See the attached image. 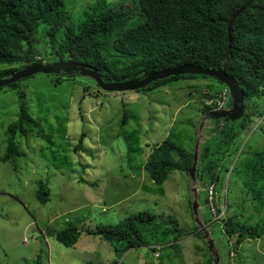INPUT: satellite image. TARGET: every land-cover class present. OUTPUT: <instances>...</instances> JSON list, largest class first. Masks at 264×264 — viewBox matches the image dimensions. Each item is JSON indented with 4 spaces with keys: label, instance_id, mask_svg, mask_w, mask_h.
Instances as JSON below:
<instances>
[{
    "label": "rangeland",
    "instance_id": "1",
    "mask_svg": "<svg viewBox=\"0 0 264 264\" xmlns=\"http://www.w3.org/2000/svg\"><path fill=\"white\" fill-rule=\"evenodd\" d=\"M94 1L66 0L69 19L74 22ZM106 3L131 11L129 26L137 22L138 14L133 15L136 1ZM55 83L53 74L44 73L20 81L28 112L40 126L25 135H15V147L21 154L10 161L1 160L5 130L17 118L19 101L12 88L0 89V264H32L37 255L42 264H214L215 252L217 264H264V235L234 247L235 237L229 238L218 221L219 216L233 213L239 223L251 225L264 218V203L252 201L243 176L230 171L238 162L239 152L264 146V120L251 117V127L241 131L230 148L238 146L233 155L222 153V146L217 145L221 136L213 135L215 124L224 125L222 119H206L200 128L210 111L203 104L211 100L207 94L217 98L227 88L225 84L200 74L159 82L149 90L103 91L85 75L61 77ZM247 106L250 111L264 112V100H249ZM224 107H228L227 101ZM240 121L242 117L235 120V126ZM165 138L192 155L199 138L196 166L202 160L219 159L218 168L229 167L228 172L217 170V193H208L207 187L213 183L205 181L206 172L202 181H192L188 172L173 170L162 184L153 182L144 163L151 149ZM207 138L210 156L204 159L198 154ZM79 143L81 147H77ZM38 181L49 188L46 203L35 197ZM263 185L264 181L257 188ZM206 195L212 218L207 223L202 221ZM213 195L216 200L211 203L209 196ZM194 200L200 225L188 209V202L191 210ZM143 210L163 219L175 217L186 234L173 242L170 233L163 241L152 243L156 244L155 251L143 246L121 254L96 235L82 233L74 247L52 236L69 223H78L81 228L113 224ZM194 225L204 233L202 237L191 233ZM209 238L213 239V250L207 245Z\"/></svg>",
    "mask_w": 264,
    "mask_h": 264
},
{
    "label": "trees",
    "instance_id": "2",
    "mask_svg": "<svg viewBox=\"0 0 264 264\" xmlns=\"http://www.w3.org/2000/svg\"><path fill=\"white\" fill-rule=\"evenodd\" d=\"M134 1L137 9L133 15L137 13L139 18L129 26L131 11H127L122 5L110 6L106 0H95L74 22L69 19L65 10L66 0H0V77H8L11 72L31 63L53 61L91 64L97 68L104 82L142 78L152 71L186 63L210 69L222 68L225 64L226 72L238 81L243 91L246 111L243 121L236 126L235 121H226L221 126L215 124L213 135L221 136L217 145L222 146V153L233 155L238 151V146L230 148L241 137V131H247L251 127L254 120L251 117H262L264 120V112L250 111L247 106L249 100H264V0ZM248 2L232 22L230 54L224 56L228 45V21ZM44 74H53L55 85L61 77L68 79L81 75L75 72ZM195 75L198 74L167 76L152 81L141 89H153L159 82ZM25 78L0 86V89L3 86L12 88L19 101L17 118L5 130L7 137L2 161L14 160L21 154L15 147L17 133L25 135L40 126V122L28 112L25 103V91L20 85V81ZM206 110L209 111L210 107ZM209 140L207 138L203 143L199 157L205 159L210 156ZM77 147H81V143ZM150 152L144 168L155 184H162L173 170L187 173L192 163V153L169 138L157 143ZM209 160H202L197 164L195 177L202 181L203 172H206L205 181L217 184V170L228 172L229 167L218 168L219 159L216 162ZM230 171L243 176L245 185L251 191L252 201L264 203V185L257 188L264 181V146L239 152L238 162ZM216 190L215 187L213 193H217ZM35 197L40 203L49 201V188L44 181L36 183ZM207 197L208 195L203 199L207 210L202 217V221L206 223L212 220ZM215 200L213 195V203ZM245 201L246 198L243 202ZM188 209L193 212L190 210V202ZM217 212H220V208ZM160 217L149 210H143L113 224H95L81 228L78 223H69L52 236L67 247H74L81 234L85 233L110 242L116 254L143 246L155 251L156 244L152 243L163 241L170 233L175 242L187 232L180 230L175 217ZM261 220V223L255 225L239 223L236 213L218 219L224 226L223 232L229 238L235 237L234 247L245 239L262 237L264 218ZM191 233L201 237L204 234L196 225ZM164 246L166 245L160 248ZM214 261L215 257L212 256V263ZM32 264H42L40 255H37Z\"/></svg>",
    "mask_w": 264,
    "mask_h": 264
},
{
    "label": "water",
    "instance_id": "3",
    "mask_svg": "<svg viewBox=\"0 0 264 264\" xmlns=\"http://www.w3.org/2000/svg\"><path fill=\"white\" fill-rule=\"evenodd\" d=\"M247 4H249V2L246 3L242 8L238 9L228 21V27H227L228 45H227V50L224 53V56L230 54L231 41H232L230 35V29L232 22ZM60 72L66 74H69L70 72H75L81 75L90 76L96 81L99 88L105 91H123L128 89H141L146 85H148L149 83H151L152 81H158L167 76H177L182 74H202L206 76H213L218 81L222 82L227 86L228 93L231 98V105H230L231 107L226 109L225 108L220 109L218 111L207 112L204 115L202 122L200 123V128L204 125V121L206 119L209 120L222 119V122L235 121L240 119L245 112L243 91L238 81L226 72L225 64L223 65L222 68L217 67L215 69H210L200 66L198 64L186 63L182 65H177L172 68H164V69L152 71L146 74L144 77L137 78L134 80H126L121 82H104L101 80L100 73L98 72L97 68L91 64L69 62V61H53L46 63L38 62V63L28 64L22 68L15 70L11 72L10 76L8 77L0 78V86L14 82L23 77L33 75L35 73H60ZM198 143H199V138L196 142V146L193 153L194 154L193 163L188 170L190 179L192 181H195L196 179L195 170H196ZM195 188L196 187L193 185L192 190L193 189L195 190ZM197 208H198V203L196 200H194L192 203V210L194 215L196 216V221H198ZM197 223L199 224V221ZM207 243L209 250H213L214 248L213 239L212 238L207 239ZM214 257H215L214 264H217L219 261L217 252L214 253Z\"/></svg>",
    "mask_w": 264,
    "mask_h": 264
},
{
    "label": "built area",
    "instance_id": "4",
    "mask_svg": "<svg viewBox=\"0 0 264 264\" xmlns=\"http://www.w3.org/2000/svg\"><path fill=\"white\" fill-rule=\"evenodd\" d=\"M228 101L226 91H223L218 95L217 98H212L211 100L206 101L207 104L211 105L213 110H219L224 107L225 102ZM213 185L208 187V193L212 195L213 193ZM209 201L212 203L213 196H209Z\"/></svg>",
    "mask_w": 264,
    "mask_h": 264
},
{
    "label": "clouds",
    "instance_id": "5",
    "mask_svg": "<svg viewBox=\"0 0 264 264\" xmlns=\"http://www.w3.org/2000/svg\"><path fill=\"white\" fill-rule=\"evenodd\" d=\"M99 89H100V88H99ZM101 90H102V89H101ZM103 91H105V90H103ZM223 91H226V94H228V88H224ZM108 92H116V91H108ZM220 93H221V91L217 94V96H218ZM228 97H229V96H228ZM209 98L212 99V98H214V97H213V95H212V97H209ZM230 99H231V98H230ZM203 103L206 104V105H208V106L210 107V111H218V110H213L212 106L206 103V100H205ZM227 104H228V101H227ZM244 104H245V102H244ZM229 107H230V105H229L228 107H223V108H221V109H224V108L226 109V108H229ZM219 110H220V109H219ZM245 111H246V107H245ZM243 115H244V114H243ZM242 117H243V116H242ZM260 120H262V117H261ZM210 185H213V187H214V184H210ZM210 185H209V186H210ZM209 186H208V187H209ZM208 187H207V191H208ZM213 189H214V188H213ZM212 203H213V202H212ZM222 213H223V212H222ZM219 217H221V216H219ZM219 217H218V219H219Z\"/></svg>",
    "mask_w": 264,
    "mask_h": 264
},
{
    "label": "crops",
    "instance_id": "6",
    "mask_svg": "<svg viewBox=\"0 0 264 264\" xmlns=\"http://www.w3.org/2000/svg\"><path fill=\"white\" fill-rule=\"evenodd\" d=\"M211 126V125H210Z\"/></svg>",
    "mask_w": 264,
    "mask_h": 264
}]
</instances>
